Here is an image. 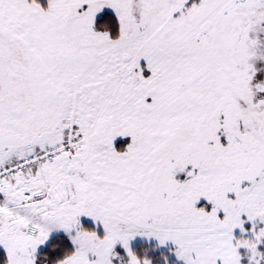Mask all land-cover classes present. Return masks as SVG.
I'll return each instance as SVG.
<instances>
[{"label":"snow or ice","instance_id":"obj_1","mask_svg":"<svg viewBox=\"0 0 264 264\" xmlns=\"http://www.w3.org/2000/svg\"><path fill=\"white\" fill-rule=\"evenodd\" d=\"M0 264H264V0H0Z\"/></svg>","mask_w":264,"mask_h":264}]
</instances>
